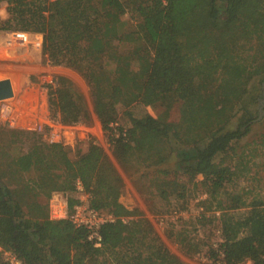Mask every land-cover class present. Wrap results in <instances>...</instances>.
Returning a JSON list of instances; mask_svg holds the SVG:
<instances>
[{"label":"trees","instance_id":"1","mask_svg":"<svg viewBox=\"0 0 264 264\" xmlns=\"http://www.w3.org/2000/svg\"><path fill=\"white\" fill-rule=\"evenodd\" d=\"M1 2L7 18L0 17V30L41 34L44 61L84 78L94 114L121 167L150 168L148 188L169 205L173 200L183 208L194 189L205 194L204 209L218 212L219 241L207 247L209 259L264 264V199L255 198L244 208L241 194L228 186L234 170L248 169L247 157L259 160L257 151L264 148V132L246 137L259 118L257 100L264 85V0ZM127 10L137 22L129 32L131 46L120 50L115 41L126 35L122 16ZM42 86L48 109L61 124L88 119L70 80L56 76ZM137 104L162 109L163 117L135 115L130 107ZM175 106L177 120L171 121L167 115ZM120 112L128 121L125 127L117 125ZM8 135L11 143L42 145L47 175L13 187L0 161V264L7 251L24 264H186L146 218L120 201L122 178L100 145L89 142L85 151L70 157L64 144L35 132L8 129ZM241 140L242 149L236 147ZM177 152L176 167L162 165ZM39 153L31 150L28 160ZM228 154L236 155L235 164L223 162ZM77 184L89 207L114 217L99 227L100 246L88 239L86 228L49 216L50 194L68 193L70 211L78 202ZM170 236L185 254L202 250V240L188 230L170 231Z\"/></svg>","mask_w":264,"mask_h":264},{"label":"rangeland","instance_id":"2","mask_svg":"<svg viewBox=\"0 0 264 264\" xmlns=\"http://www.w3.org/2000/svg\"><path fill=\"white\" fill-rule=\"evenodd\" d=\"M5 7V2H1L0 17L2 19L7 18ZM122 19L124 21L123 32L126 35L122 41H115V43L120 50H126L131 46V35H129V32L134 29L137 18L132 12L127 10L123 14ZM41 40V34L30 32V43L24 47L14 48L16 50L15 53L10 47L0 46V59L6 57L9 63L6 66L8 70L4 72L2 71L4 67L0 64V79L8 78L13 90L11 97L2 99V102L0 101V106L4 103L11 107L4 113H0V161L5 179L13 187H20L28 178L47 175L42 145L40 143H11L8 129L31 131L38 134L45 141L61 142L69 149L70 157H74L76 151H85L88 143L94 142L102 147L104 153L122 178L123 189L120 201L127 208L136 209L139 216L146 218L151 223L154 231L170 252L178 256L186 264H220L209 259L205 252L207 247H216V243L219 241L216 221L218 212L204 209L202 200L205 194L200 190L194 189L187 194V200L183 208L178 207L180 203L177 204L173 200L170 201L171 205H169L167 201L160 199L154 194L153 187L148 188L149 178L152 176L150 168H144L133 163L121 167L114 159L105 132L94 114L93 98L89 85L77 71L64 66L50 65L44 61ZM5 51H8L9 54H6ZM21 60L24 61L23 63L27 65V68H20L18 61L21 62ZM56 76H63L70 80L81 94L89 116L86 121L75 125H63L59 122L57 116H53L50 113L46 89L42 85L52 82ZM257 101L259 103V100ZM263 105L261 114L259 112V118L250 126V132L246 136L247 139L257 133L264 132V120L261 121L264 116ZM130 109L135 115L148 113L153 117H163L162 109H154L151 106L137 104L131 106ZM177 114L178 109L175 106L169 110L167 117L171 121H176ZM117 125L123 127L128 125L127 119L121 112L118 116ZM235 125L236 123L232 121V127ZM240 143L236 147L240 149L246 147L243 144L245 141L241 140ZM31 150H38L40 153L34 159L28 160ZM178 155L179 152L171 155L169 160L162 165L176 167V161L179 159ZM21 156L23 158H19ZM224 158L223 162L229 165H233L237 161V157L234 154H228ZM242 167L234 170V175L228 186L241 194L243 206L246 208L251 200L255 198L264 199V173L259 174L260 178L255 181V179H251L253 175L251 172L253 168L260 172V169H258L260 165H248V169H246V166ZM201 178V175L196 176L197 180ZM181 179L182 181L185 180L184 177H181ZM74 195L78 200L86 201L87 199V195L82 190L77 189ZM66 197H68V193L53 192L46 199L51 218L57 219V217H60L55 215H59L60 211H63V207H66ZM203 212L204 217L200 218ZM179 229L188 230L195 240H202L203 246L200 253L188 255L181 250L174 236H170V231ZM4 256L5 252L3 253V259ZM240 264H251V262L246 260Z\"/></svg>","mask_w":264,"mask_h":264},{"label":"built area","instance_id":"3","mask_svg":"<svg viewBox=\"0 0 264 264\" xmlns=\"http://www.w3.org/2000/svg\"><path fill=\"white\" fill-rule=\"evenodd\" d=\"M30 32L20 31V30H0V46L15 47L20 48L29 44ZM40 46V42H39ZM1 101V100H0ZM2 102V101H1ZM11 109L8 104H2L0 106V113ZM78 190H82L81 186L77 184ZM55 216H60L57 218H67L75 226H82L88 230V239L93 241L95 246H100L101 236L99 234V227L106 222H111L114 217L106 212L93 209L89 207L86 201L78 200V202L72 207L70 211L67 207H63V211ZM3 264H24L20 259H18L14 254L7 251L4 256Z\"/></svg>","mask_w":264,"mask_h":264},{"label":"crops","instance_id":"4","mask_svg":"<svg viewBox=\"0 0 264 264\" xmlns=\"http://www.w3.org/2000/svg\"><path fill=\"white\" fill-rule=\"evenodd\" d=\"M1 47H3V46H1ZM14 48L15 47H11V50H14L13 52L15 53L16 52L15 49H17V48H15V49ZM9 51H10V49H9ZM10 52H12V51H10ZM5 53L6 54H9L8 51H5ZM23 62H24L23 60H21V62L18 61L19 66L21 68H23V69L24 68H27V65L25 63H23ZM0 64L4 66V68H2L3 69L2 70L3 72L6 71V70H8L7 68H5L9 64L6 57L4 59H0ZM257 152L259 153V155H258L259 156L258 157L259 160H255L254 158H252L250 156L247 157V158H251V161L248 163L249 166L250 165L253 166L254 160H255V162H257L260 165V167L258 168V169H260V172H257V169H254V168L252 169V172H251V174H253L252 177H251V179H255V181H258L257 178H260V175L259 174H263L264 173V148H259ZM255 173H257V174H255Z\"/></svg>","mask_w":264,"mask_h":264},{"label":"water","instance_id":"5","mask_svg":"<svg viewBox=\"0 0 264 264\" xmlns=\"http://www.w3.org/2000/svg\"><path fill=\"white\" fill-rule=\"evenodd\" d=\"M13 95L12 85L8 78L0 79V100L11 97ZM264 102V92L259 98V112H262Z\"/></svg>","mask_w":264,"mask_h":264},{"label":"bare ground","instance_id":"6","mask_svg":"<svg viewBox=\"0 0 264 264\" xmlns=\"http://www.w3.org/2000/svg\"><path fill=\"white\" fill-rule=\"evenodd\" d=\"M6 66V65H5ZM4 67V66H3ZM5 68H7V67H5ZM21 68V67H20ZM17 75V74H16ZM14 81V80H13Z\"/></svg>","mask_w":264,"mask_h":264}]
</instances>
